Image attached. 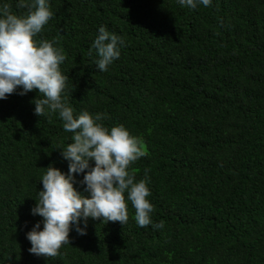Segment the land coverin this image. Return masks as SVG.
<instances>
[{"label": "trees", "instance_id": "1", "mask_svg": "<svg viewBox=\"0 0 264 264\" xmlns=\"http://www.w3.org/2000/svg\"><path fill=\"white\" fill-rule=\"evenodd\" d=\"M53 18L38 39L59 37L65 95L75 114L107 113L147 155L153 224L88 218L55 258L26 238L49 165L68 172L62 121L34 114V90L0 100V264H264V0H48ZM10 3L14 11L18 0ZM100 26L125 40L106 72L88 56ZM94 166V161H90ZM87 171V170H85ZM75 174L74 187L86 185ZM80 227L84 228L83 218Z\"/></svg>", "mask_w": 264, "mask_h": 264}, {"label": "clouds", "instance_id": "2", "mask_svg": "<svg viewBox=\"0 0 264 264\" xmlns=\"http://www.w3.org/2000/svg\"><path fill=\"white\" fill-rule=\"evenodd\" d=\"M181 7L195 9L198 3L210 7L212 0H177ZM17 9L10 3L0 5V100L21 88L23 96L38 91L34 99V114L47 117L57 115L64 132L72 133L71 142L60 149L68 161V172L49 165L40 181L43 190L31 209L32 215L42 217L41 222L26 233L30 242V254L55 258L60 249L71 243L73 225L79 235H86L88 218L103 223L129 220L128 206L134 209V220L141 228L152 225L162 229L164 222L153 224L151 214L154 205L148 199L147 170L143 179L136 181L132 165L147 152L143 141L132 135L124 125L111 128L102 121L107 113L92 114L87 110L75 114V109L65 95L69 77L61 70L67 59L64 50L56 47L59 37L53 40L38 39L54 13L48 0H18ZM125 45L123 37L100 26L88 56L93 50L98 57L95 64L99 71L106 72L109 65L121 55ZM94 161V166H90ZM87 170V171H85ZM84 173L81 185H86L83 195L74 185L75 174ZM83 218L85 227H80Z\"/></svg>", "mask_w": 264, "mask_h": 264}]
</instances>
